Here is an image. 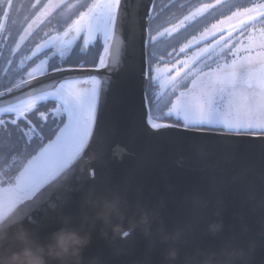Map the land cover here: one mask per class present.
Here are the masks:
<instances>
[{
    "label": "snow or ice",
    "instance_id": "snow-or-ice-1",
    "mask_svg": "<svg viewBox=\"0 0 264 264\" xmlns=\"http://www.w3.org/2000/svg\"><path fill=\"white\" fill-rule=\"evenodd\" d=\"M145 4L149 5L147 12L143 11ZM37 8L18 39L11 34L0 36L4 41L0 44V77L4 78L0 84V249L19 247L13 236L17 224L24 225L29 236L40 243L62 225L79 224L77 213L63 212V197L61 203L37 197L61 177L75 175L82 158L87 163L78 187L69 191H82L90 184L101 193L114 190L122 194L130 206L152 208L139 197L130 199L126 184L113 182L111 166L122 163V156L93 151V145L102 144L105 138L98 115L103 109L101 94L106 96L111 90L110 73L124 65L137 40L155 46L164 39L171 47L158 58L149 53L147 71L141 68L139 72L147 76L142 84L147 101L144 125L149 135L174 129L194 138L216 136L225 150L233 147V136L264 138V0L199 3L155 34L151 25L160 19L155 0H47L42 6L37 0L32 9ZM218 8L228 9L229 14H221L179 48L174 46ZM13 10L14 0H0V32L7 31L5 21L11 19ZM57 14L63 17V24H58L55 34L46 32L17 63L15 57L34 30L50 24ZM81 39L83 48H79ZM99 41L98 61H72L77 48L84 52ZM41 53L45 58L35 62ZM49 54L52 58L58 55L59 64L49 63ZM73 68L83 74L57 75ZM89 69H106L108 74L101 79ZM46 101H52L54 107L38 111L39 104ZM260 143L264 148V139ZM125 154L133 155L126 150ZM10 160L18 167H9ZM45 203L51 213L45 210V217L38 221L34 213ZM130 236L125 231L117 239ZM248 246L250 264H255L258 246L255 242Z\"/></svg>",
    "mask_w": 264,
    "mask_h": 264
},
{
    "label": "water",
    "instance_id": "water-1",
    "mask_svg": "<svg viewBox=\"0 0 264 264\" xmlns=\"http://www.w3.org/2000/svg\"><path fill=\"white\" fill-rule=\"evenodd\" d=\"M148 8L145 4L143 11ZM145 46L137 40L124 65L110 73L111 90L106 96L102 92L103 109L98 112L105 138L102 144L93 145V151L123 157L122 163L111 166L113 182L126 184L130 199L139 197L157 208L168 231L183 229L190 243L182 244V251L196 245L216 247L226 238H235L245 245L255 242V264H264V148L260 143L264 138L233 136V147L225 150L216 136L194 138L174 129H162L159 136L149 135L144 125L147 101L142 84L147 76L139 74L141 68L147 71ZM88 71L101 79L108 74L106 69ZM82 74V70L73 68L57 75ZM125 150L133 155L125 154ZM86 163L84 158L78 161L75 175L61 177L37 200L61 203L59 198L63 197V212L77 213L81 191L69 188L78 187ZM64 180L67 182L62 183ZM217 199L223 201L220 218L224 227L213 236L206 228L217 218ZM45 210L51 213L47 203L34 213V218L43 220ZM244 226L247 231H243ZM155 228L152 237L136 228L126 240H111L98 228L93 229L84 258H95L97 264H162L164 245L158 242Z\"/></svg>",
    "mask_w": 264,
    "mask_h": 264
},
{
    "label": "clouds",
    "instance_id": "clouds-1",
    "mask_svg": "<svg viewBox=\"0 0 264 264\" xmlns=\"http://www.w3.org/2000/svg\"><path fill=\"white\" fill-rule=\"evenodd\" d=\"M215 207L217 218L206 228L213 236L221 233L224 227L220 218L222 199L215 201ZM77 215V226L62 225L50 233L44 243L34 240L24 225L17 224L13 236L19 247L0 249V264H97L95 258L87 261L84 258L93 229L98 228L101 235L116 240L122 232L132 234L136 228L146 237H152L154 225L158 242L164 245L162 264H250L249 246L238 243L235 238H226L216 247L196 245L182 251L181 245L190 243L183 229L168 231L157 208L140 204L130 206L124 196L114 190L101 193L91 186L83 189ZM243 231H247L246 226Z\"/></svg>",
    "mask_w": 264,
    "mask_h": 264
},
{
    "label": "flooded vegetation",
    "instance_id": "flooded-vegetation-1",
    "mask_svg": "<svg viewBox=\"0 0 264 264\" xmlns=\"http://www.w3.org/2000/svg\"><path fill=\"white\" fill-rule=\"evenodd\" d=\"M37 0H14V10L11 12V19L5 21L7 31L0 32V36L4 35H13L15 39H18V33L22 32L25 27H27V21L34 15L35 11H38V8L33 10L32 5L35 4ZM47 0H41V6L43 3H46ZM69 2H75V0H69ZM157 4L156 12L160 14V19L154 20L151 27L153 29V34L156 31L162 30L164 27H167L169 23H175V21L182 15L187 14V11L190 10L192 6H196L199 3H212L214 0H155ZM237 3H244V0H235ZM6 6V4L4 5ZM16 9H19L18 11ZM222 15H228V9H217L214 14L210 13L208 15V19L206 21H202L200 25L197 26L195 32L189 30L188 32L183 34V37L180 39L178 43H175L174 46L179 48L181 43L186 42L187 38H190L193 34H198L200 31L203 30L204 27L210 26V24L214 23L216 20L221 18ZM3 18L2 12H0V19ZM15 21V23H12ZM58 24H63V17L57 14L56 18L52 20V22L45 23L43 26L39 27L38 29L34 30V35H32L28 42L21 46L20 53L15 57L16 62L19 63L20 56L29 54L27 49L34 47V43H38L46 32H52L55 34V30L58 27ZM4 41L0 40V44H3ZM79 48H83V41L82 39L78 42ZM168 41L161 39V41L156 44L155 46H145L146 47V55H147V67H148V54L154 53L156 57L165 55L166 51H171V47L167 46ZM14 46V45H13ZM79 48L76 49L75 53L72 55V61H98L99 52L102 51V41L93 42L92 45L89 46L88 49H85L84 52H80ZM195 50V49H193ZM47 51V50H45ZM44 53L39 54L38 58L35 62H39V59H44ZM56 62L59 64L60 58L57 55L55 58H52L49 54V63ZM153 65H156V61L153 60ZM3 66V60L0 58V67ZM29 66H32L31 63ZM162 66V65H161ZM4 83V78L0 77V84ZM155 91H159V88H155ZM54 107V103L52 101L41 102L38 106V111H46L50 110ZM33 119L37 120V117H33ZM172 122V121H171ZM34 146V145H33ZM31 151V149H29ZM11 168L15 169L16 164L13 163L11 160Z\"/></svg>",
    "mask_w": 264,
    "mask_h": 264
},
{
    "label": "trees",
    "instance_id": "trees-1",
    "mask_svg": "<svg viewBox=\"0 0 264 264\" xmlns=\"http://www.w3.org/2000/svg\"><path fill=\"white\" fill-rule=\"evenodd\" d=\"M3 163V161L2 160H0V164H2ZM9 167H11V163L9 162ZM18 166L16 165V167L15 168H17Z\"/></svg>",
    "mask_w": 264,
    "mask_h": 264
},
{
    "label": "rangeland",
    "instance_id": "rangeland-1",
    "mask_svg": "<svg viewBox=\"0 0 264 264\" xmlns=\"http://www.w3.org/2000/svg\"><path fill=\"white\" fill-rule=\"evenodd\" d=\"M243 0H241V2H242Z\"/></svg>",
    "mask_w": 264,
    "mask_h": 264
}]
</instances>
